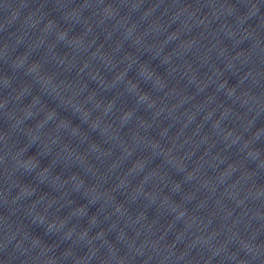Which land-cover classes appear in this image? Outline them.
Wrapping results in <instances>:
<instances>
[{
  "label": "clouds",
  "instance_id": "obj_1",
  "mask_svg": "<svg viewBox=\"0 0 264 264\" xmlns=\"http://www.w3.org/2000/svg\"><path fill=\"white\" fill-rule=\"evenodd\" d=\"M47 27H48V28H51V27H52V22H51V21L49 22V24L47 25ZM66 38H67V33H66V32H60V33H58V39H60V40H64V39H66ZM25 62H26V58H22V59L20 60L18 66H22ZM39 67H40V66H39L38 64H34V65L30 66L29 69H28V73H29V74H35V73H38ZM122 76H123V74H121V77H118V78H122ZM41 79H43L47 85H51L53 88L56 87V86L53 84V81H52V79H51L50 77H41ZM223 83H224V84H227L226 81H224ZM131 86H132L133 89L136 87V85H134V84L131 85ZM232 90H233V92H234V91H235V88H232ZM139 98H140L141 101H148V100H149V97L147 96V94H141ZM153 104H154V102L149 103V107H152ZM111 107H112V105L109 104V106H108V108L106 109V111H110V110H111ZM53 115H54V114L50 113L49 116H48V119H51ZM131 116H132V113H131V112H127V113H125V114L122 116L121 119H122L123 122H127L128 120L131 119ZM254 134H255V133H254ZM231 135H232V132H231V130H229V131L227 132V136H231ZM239 139H240V137L237 136V140H239ZM256 151H257V154L259 155V151H258V150H256ZM190 175H191V174H190ZM178 187H179V185H176V188H178ZM153 199H154V198H153ZM117 210L119 211V209H117ZM184 215H186V211H185V210H182V211L179 212V216H178L177 218H181V217H183ZM44 219H45L44 217H41V222H43ZM55 226H56V221H54V220H53V221H49V224H48L49 230H51V229L54 228ZM61 226H63V222H61ZM85 234H86V233H85Z\"/></svg>",
  "mask_w": 264,
  "mask_h": 264
}]
</instances>
